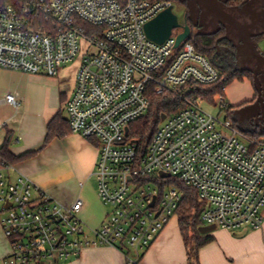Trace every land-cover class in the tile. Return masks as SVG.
Instances as JSON below:
<instances>
[{"label":"built area","instance_id":"built-area-1","mask_svg":"<svg viewBox=\"0 0 264 264\" xmlns=\"http://www.w3.org/2000/svg\"><path fill=\"white\" fill-rule=\"evenodd\" d=\"M171 4L0 0V68L57 76L79 59L64 108L71 131L97 141L94 175L108 208L90 229L82 198L66 204L23 173L11 179L13 164L0 161V223L11 246L3 264L78 257L89 245L115 247L138 264L185 196L171 178L197 190L205 223L262 226L264 135H247L201 105L200 86L221 72L191 41L175 46L179 29L163 43L147 36L146 22ZM152 89L184 104L142 141L131 125L149 112ZM3 101L17 103L12 93ZM220 106L227 109L223 97Z\"/></svg>","mask_w":264,"mask_h":264},{"label":"crops","instance_id":"crops-1","mask_svg":"<svg viewBox=\"0 0 264 264\" xmlns=\"http://www.w3.org/2000/svg\"><path fill=\"white\" fill-rule=\"evenodd\" d=\"M260 11L263 16L264 10ZM75 60L65 64L57 76L14 70V86L0 88V104L8 107L0 111V147L9 135V151L15 158L12 160L13 169L7 170L11 179L23 173L36 186L66 204L82 198L84 205L80 217L88 228L93 229L105 220L108 208L98 195L94 175L97 141L72 132L64 108L76 83L79 59ZM8 93L15 95L16 104L3 101ZM58 113L65 118L64 126L46 142L49 122ZM92 179L96 181L93 191L87 187ZM262 214L263 222L259 228L229 229L204 222L202 225L207 228L199 227L200 234L213 238L199 249L194 263L264 264V209ZM1 227L0 256L4 259L11 246ZM34 264H128V260L115 247L89 245L78 257L42 260ZM138 264H189L188 248L177 214L169 219L143 252Z\"/></svg>","mask_w":264,"mask_h":264},{"label":"trees","instance_id":"trees-1","mask_svg":"<svg viewBox=\"0 0 264 264\" xmlns=\"http://www.w3.org/2000/svg\"><path fill=\"white\" fill-rule=\"evenodd\" d=\"M171 1L173 3V0ZM178 1L186 4L187 0ZM244 1L246 2L247 0H224L226 5L232 6L235 9L238 7L241 8L245 3ZM190 15L191 13L187 9V21L191 26V35L187 40L194 43L200 52L207 55L221 72V76L216 82L200 86L199 93L201 96L211 102H215L217 95L224 98L226 87L234 80L244 79L246 77L254 80L253 69L243 66L239 57V46L229 36L228 29L230 26L220 21L221 24L217 29L203 31L199 29L201 27L199 20H195ZM262 35H264V31L255 36V41L257 42V39ZM149 96L152 102L149 112L131 125L132 135L140 138L142 141L149 140L164 115L173 113L184 104L179 96L169 91L157 94L152 89L150 90ZM256 98L247 100L240 105L242 106L253 102L257 100ZM233 107L235 106L229 105L227 107L230 119V113ZM64 123L65 118L61 113H58L49 122L46 142L53 135L60 132L59 130L64 126ZM234 125L236 124L234 123ZM244 131L253 135H264V129L257 123L252 128H246ZM9 142L10 136L8 135L6 141L0 147V161L12 163L14 156L9 151ZM168 182L177 184L185 192L183 200L176 209V214L188 248L189 264H195L194 261L197 258L199 249L213 238L211 235H201L199 232V227L204 223L201 217L203 202L199 199L197 190L192 186L173 178L169 179Z\"/></svg>","mask_w":264,"mask_h":264},{"label":"rangeland","instance_id":"rangeland-1","mask_svg":"<svg viewBox=\"0 0 264 264\" xmlns=\"http://www.w3.org/2000/svg\"><path fill=\"white\" fill-rule=\"evenodd\" d=\"M220 2H222L223 5H226L224 0H220ZM194 7L197 11L196 13L194 12V16L196 18H199V22L201 23V27H199L200 30L210 31V30L217 29L220 26L221 23L217 21L216 19H214L215 17L212 13H210L209 15H205V13H203L205 10H203L204 8L202 6L198 4H194ZM249 9L258 10V11L264 10V0H247L241 8L238 7V9L235 11L236 16L240 20H245V22L248 20H251V17H248V14L246 13L247 11H250ZM173 10L178 15L180 22H183L185 19L186 12H187V5L178 0H173ZM259 27H260L259 31L263 32L264 31V16H263V19L261 20ZM231 30L232 32L229 33V36L232 39H234V41L240 46L241 44L240 35L235 31L233 32V29ZM256 44L259 50L264 53V35L260 36L257 39ZM239 57L244 67H248L253 70L255 69L258 63V58L256 56L244 58V55H241V53H239ZM76 60H78V58ZM13 73H14V70H11V71L0 70V88L1 89H6V88L14 86L15 82L13 81L14 80ZM259 74H260V78L262 80L263 89H264V64L261 67ZM256 93H257V89L254 84V80L247 78V77L244 79L234 80L225 89L224 99L228 102V106L229 105L235 106L231 109V113H230L231 119L236 124L235 126L241 132L247 135H253L249 132H245L244 130L246 128H252L254 124L256 123L257 118L260 120V124L264 126V119H261L262 106L260 103H257V101L255 100L246 105H242V106L240 105L247 100H251L254 97H257ZM220 99H221L220 95L216 96L215 102H211L207 99H204V100H201V105L208 111L214 114H219L220 117L224 119L226 116L229 117V112L227 111V109L223 110L221 108ZM7 108L8 107L6 106V104H0V111L7 110ZM87 187H89L91 191L95 190L96 181L94 179L90 180ZM0 226H1V223H0ZM245 226H250V225H245ZM200 227L203 228L204 230V228H207V225H202ZM0 257H2L0 258V264H3L4 256H0Z\"/></svg>","mask_w":264,"mask_h":264},{"label":"water","instance_id":"water-1","mask_svg":"<svg viewBox=\"0 0 264 264\" xmlns=\"http://www.w3.org/2000/svg\"><path fill=\"white\" fill-rule=\"evenodd\" d=\"M202 2L207 8H209L220 21L228 24L233 30L237 31L240 35L244 45L247 46L255 56L258 58V63L253 71L254 73V84L257 89V103L262 106L261 119H264V89L262 80L260 78V69L264 64V53L261 52L256 45L253 37L250 34V28L254 24L243 22L236 15L227 11L219 0H195ZM174 29H179L176 35L175 46L178 47L180 43L190 37L191 26L185 19L180 22L178 15L173 10V4L158 13L155 17L150 19L145 24V32L147 36L155 42L163 43ZM256 123L260 125V120L257 118Z\"/></svg>","mask_w":264,"mask_h":264},{"label":"flooded vegetation","instance_id":"flooded-vegetation-1","mask_svg":"<svg viewBox=\"0 0 264 264\" xmlns=\"http://www.w3.org/2000/svg\"><path fill=\"white\" fill-rule=\"evenodd\" d=\"M220 1V0H219ZM194 4H198L200 6H202L205 10L203 13H205V15H209L210 13H212L214 15V19H216L217 21L220 22L219 18L209 9L207 8L202 2H199V1H195V0H187L186 1V5H187V9L188 11H190L191 15L190 17L194 18L195 20H199V18H196L194 16V12L196 13V9L194 7ZM225 9L229 12H231L232 14L236 15L235 11L238 9V8H232V6H228V5H224ZM250 11H247L246 13L248 14V17H251V20H248L246 21L247 23H250V24H254L251 28H250V34L251 36L253 37V40L255 41V36L257 34H259L261 31L260 30V23H261V20L263 19V16H262V12L261 11H258V10H253V9H249ZM193 12V13H192ZM202 16V15H201ZM204 16V15H203ZM185 19L188 20L187 18V12H186V15H185ZM184 19V20H185ZM215 20V21H216ZM243 22H245V20H242ZM221 23V22H220ZM232 28L229 27V33L232 32L231 30ZM235 30H233L234 32ZM237 32V31H235ZM238 33V32H237ZM240 46H239V53H241V55H244V58L246 57H252V56H255V53L252 52L249 48H247V46L244 45V42L242 41L241 37H240ZM256 43V41H255ZM257 45V44H256ZM254 71V70H253Z\"/></svg>","mask_w":264,"mask_h":264}]
</instances>
